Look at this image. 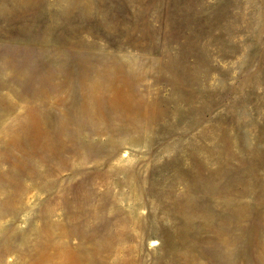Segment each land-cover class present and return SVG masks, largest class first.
<instances>
[{
  "label": "rangeland",
  "instance_id": "374dc122",
  "mask_svg": "<svg viewBox=\"0 0 264 264\" xmlns=\"http://www.w3.org/2000/svg\"><path fill=\"white\" fill-rule=\"evenodd\" d=\"M0 264H264V0H0Z\"/></svg>",
  "mask_w": 264,
  "mask_h": 264
}]
</instances>
